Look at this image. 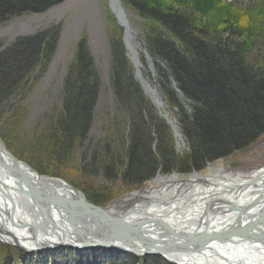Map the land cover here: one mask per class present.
<instances>
[{
    "label": "trees",
    "instance_id": "1",
    "mask_svg": "<svg viewBox=\"0 0 264 264\" xmlns=\"http://www.w3.org/2000/svg\"><path fill=\"white\" fill-rule=\"evenodd\" d=\"M57 1L0 0V18L14 12H45ZM123 1L132 4L140 16L149 21L145 37L147 48L162 63L161 66L158 64L162 93L167 103L177 108L179 127L189 150L181 158L177 157L166 121L162 116L161 121L155 119L154 109L144 104L139 84L134 83L131 74L125 73L127 66L116 57L114 88L117 102L128 109L131 119L128 142L123 133H119L116 149L119 153L115 155L111 149L112 140L107 139L103 149H97L92 157L95 164L96 155H103L98 161L102 163L100 167L86 165L85 171L97 174L98 170H102L112 177L116 175L118 164L123 167L124 158L128 161L121 174L124 180L141 184L160 170L170 173L174 170L203 169L206 162L246 148L250 141L264 132V73L262 69H255L246 56L254 32L252 24L247 25L246 22L242 25L241 18L234 12H219L223 4L218 1H211L210 4L206 0ZM205 5L211 7L204 8ZM181 7L190 11L186 13ZM212 8L216 16L211 14ZM208 17H212L214 22L210 24ZM57 35L54 29L49 28L46 34L29 37L26 39L25 55L24 51L6 50L0 59V70L2 76L5 72L10 73V79L5 81V85L0 83V88H12L20 83L27 70L32 73L35 63L42 58L47 61L55 50ZM23 44L20 42L18 46ZM22 58L23 61L20 60ZM70 68L64 83V95L61 96L62 116L54 119V140L47 147L48 156L58 160L70 155V149L79 144L75 138L82 139L90 130L100 83L99 74L84 53L81 52ZM15 70L22 71L21 77L12 75ZM52 254L46 253V257L55 262L57 256L61 260L72 257L79 260L83 256L70 250H57ZM145 257L132 258L130 264H138L139 260L145 262L148 258H157L160 264H169L159 256ZM96 258L102 260V264H108L123 262L125 256L101 251L96 253Z\"/></svg>",
    "mask_w": 264,
    "mask_h": 264
},
{
    "label": "rangeland",
    "instance_id": "2",
    "mask_svg": "<svg viewBox=\"0 0 264 264\" xmlns=\"http://www.w3.org/2000/svg\"><path fill=\"white\" fill-rule=\"evenodd\" d=\"M206 1L208 4L211 1H218L217 3H222L225 6H221L223 9L219 12L223 13L226 10L234 12L241 18L242 25L246 22L247 25L252 24L254 32L251 34L252 38L246 56L249 57L248 59L255 69H262L264 73V0ZM110 5V0H59L45 12H14L8 17L0 18V59L6 50L24 51V55L27 54L26 39L46 34L49 28L54 29L58 34L55 50L49 55L47 61L42 58L38 62L39 64L35 63L32 73L29 74V70H27V73L22 77V71L17 72L15 70L16 72L14 71L12 75L17 78L20 76L22 78L20 83L14 84L12 88L4 86V90L0 88V138L12 155L35 168L40 175L66 181L86 195L88 200L103 206H110L115 200L142 189L157 175L141 184L124 180L121 174L128 166V161L124 158L123 167L118 164V168L115 169L116 175L112 177L107 176L102 170H98L97 174L84 170L86 165L100 167L102 163L100 164L98 161L103 155H96L99 165L92 162V157H94L93 154L97 149H103L107 139L112 140L111 149L115 155H118L119 152L116 149L119 143L117 142L119 133H123L126 141L130 133L131 119L128 109L117 102V95H115L114 61L116 57L127 66L125 73L131 74L134 83L139 84L141 93L144 95V104L150 105L151 110L154 109L153 116L156 117L155 119L158 118L161 121L163 118L166 121L164 122L169 126L171 137L174 139L177 157L181 158L184 152L189 150L186 137L183 136V142H179L174 137L172 125L164 117L168 115L170 121L181 127L179 115L176 114L177 108L169 105L164 93H162L159 77L161 71L158 70L160 61L147 48L145 37L148 32L149 21L142 18L132 4H127L121 0V5L125 9L131 28L143 40L146 50L154 62L153 71L155 73L150 71L148 61L142 55V61L145 64L144 76L149 78V81L157 87L158 92L163 95L165 103L170 107L159 108L153 96L147 93L144 85L138 79V72L136 73V67L129 59L123 40L125 30L120 26ZM210 7L209 5L208 7L204 6V8ZM180 9L186 13L190 11L184 7ZM211 14L217 15L214 8H212ZM208 18L210 24L214 22L212 17ZM223 35L228 36L225 32ZM20 42L24 44L18 46ZM81 52L91 60V64L94 65L100 79L91 116V126L82 139L75 138V142H79V144L70 149V155L67 154L66 157L58 160L48 156L47 147L54 140L52 138L53 131L56 130L54 119L62 116L61 96L64 95V83L68 77L67 74ZM20 60L23 61L24 58ZM161 65L162 63H160ZM7 67L8 70L11 69L9 65ZM2 74L0 70V83L5 85V81L10 79V73L5 72L3 76ZM13 79L16 80L14 77ZM5 90L8 91L2 94ZM187 110L188 107L185 111ZM180 127V132L183 135ZM153 148L155 150V146ZM219 161L224 163L231 161L228 166L234 169L246 170L250 167L261 166L264 164V132L250 141L246 148L233 151L227 157H220L209 162L213 165ZM206 167H208L207 162L203 169L197 171H205ZM174 171L181 176L193 172V170L187 172ZM174 171L165 174L171 175ZM102 251L106 254L125 256L123 262H107L108 264H130L132 258H142L124 253ZM55 252H48V254ZM24 254L15 246L0 243V264H102V260L98 261L96 253L92 252H80L83 256L79 260L75 257L61 260L62 258L57 256L56 262L52 258L46 257V252L42 253V256L35 254L21 257ZM160 259L165 263L174 264L162 257ZM157 261V258H148L145 262L139 260L138 264H160V261Z\"/></svg>",
    "mask_w": 264,
    "mask_h": 264
},
{
    "label": "bare ground",
    "instance_id": "3",
    "mask_svg": "<svg viewBox=\"0 0 264 264\" xmlns=\"http://www.w3.org/2000/svg\"><path fill=\"white\" fill-rule=\"evenodd\" d=\"M110 3V8L113 9L120 26L125 30L123 40L129 59L134 63L136 73L138 72V79L143 83L147 93L153 96L155 103L159 104V108H162L165 100H162L156 86L144 76L145 64L142 61V55L145 56L147 50L144 48L143 41L139 40L137 34L131 32L130 26L126 25V18L121 14L120 9H116L115 0H111ZM147 61L148 68L152 71V61L149 59ZM178 138L180 141V137ZM230 162L219 161L208 165L205 171H196L185 176L158 174L142 189L112 202L106 208V212L122 219L125 224L156 219L168 225L175 235L184 237L198 234L196 232L198 230L208 235H227L231 231H242L263 211L261 208L264 207V188H262L264 164L244 170L229 167ZM17 163L26 171L29 181L39 194L56 195L67 199L70 203L64 201L62 205L65 207L71 203L80 206L85 199L87 201V197L81 191L66 181L42 176L35 168L21 160H17ZM255 180L260 183L252 185L251 181ZM24 186L19 178L9 175L0 167V187L5 188L9 194L8 203L4 201L5 198L0 201V209L5 208L8 210L7 213L15 218L13 219L17 222L15 227L20 228L18 223L22 221L21 229L44 230V237L20 235L14 231V227L9 232L10 225L7 227L6 223H0V230L1 228L7 230L0 231V241L12 244L17 242L26 249L34 251L45 248L51 243L70 241L67 239L68 236L76 237L75 229L66 221L67 211L59 212L56 208H47L45 204L38 203L37 200L26 195ZM260 195L263 198L256 202V206H252L255 203L254 198ZM234 205L244 207L245 211L232 210L231 207ZM80 207H83L85 212L90 211L86 209V206ZM88 207L91 206L88 205ZM43 209H50V214ZM204 219H206L205 222H203ZM140 230L133 234L135 242H132L130 246L134 245L133 247L140 250L144 247L152 250L164 249V256L174 264H264V224L260 221L255 223L251 231H243L241 236L221 241L211 238L199 239L198 242L188 246L179 245L178 242L182 240L176 239L177 236L169 232L153 230L150 226ZM89 236L95 239L94 241L106 240L99 239L92 233ZM47 237L50 240H47ZM115 237L116 241L112 244L118 243L119 247L123 245L124 248L133 250V247L127 248L120 243L131 239L129 234L120 231L116 232ZM169 244L173 248L168 249L166 245ZM70 251L76 250L70 249ZM101 251L90 248L80 249L79 252L100 253Z\"/></svg>",
    "mask_w": 264,
    "mask_h": 264
},
{
    "label": "water",
    "instance_id": "4",
    "mask_svg": "<svg viewBox=\"0 0 264 264\" xmlns=\"http://www.w3.org/2000/svg\"><path fill=\"white\" fill-rule=\"evenodd\" d=\"M111 1V0H110ZM115 7L116 9H120L121 14H123V16L126 18V25L131 28L130 22L126 16V12L125 9L122 7L121 5V0H115ZM117 19V18H116ZM131 32H133L134 34H137L136 31H134V29L131 28ZM139 40H142L139 38ZM143 41V40H142ZM145 47V43L142 42ZM145 57L146 59L152 61L150 54L148 52V50L145 52ZM152 72L155 73L154 70V62L152 61ZM142 83V82H141ZM143 84V83H142ZM157 88V87H156ZM162 100H164L163 95L160 93ZM164 106L170 107L168 104L164 103ZM159 107V104H156ZM162 112V111H161ZM160 112V113H161ZM166 118V120L168 121V123L170 125H172L173 127V131H174V137H176L179 141L180 137V141L179 142H183V136L180 132V129L178 126H176V124H174L172 121H170V118L168 117V115L164 116ZM176 126V127H175ZM17 158L12 155V153L10 151H8L6 145L3 143L2 139L0 138V167L6 171L9 175L12 174L13 176L19 178V181L24 183V187L26 190V195L29 196L30 198H34L35 200H37L38 203L40 204H45V206L48 207H53L56 208V210H58L59 212H64L67 211V222H69V226L72 225L71 227L75 229V236L76 237H72L70 238L69 236L67 237L68 240L65 241H61V242H56V244L51 243V245L46 246L45 248H39L38 250H28L25 247L21 246L19 243H8V242H4V241H0V243H4L6 245L9 246H15L17 248H19L20 250H22L26 256H30V255H35L38 254L37 256H40L42 253L44 252H52V251H57L58 250H63V251H68L70 249L72 250H76V251H80V249H90V248H94V249H101L104 251H109V252H116V253H121V254H129L132 256H136V257H142L144 258L145 256H163L165 259L166 257L164 256L165 254V250L164 249H149L147 247H144L143 250H140L137 247H133L134 245L130 246V244L132 242H135L133 239H135L133 237L134 233H138L137 231L140 229H144L148 226L152 227L153 230H162L164 233L169 232L170 234H172L173 236H177L174 234V232L172 231V229H170V227L164 223H160L158 222L156 219H150L147 221H143V222H137V223H123L122 219L120 220L119 218L114 217L113 215L108 214V212H106V208L108 206H103V205H97L94 202L88 200L87 201L85 199V202H83V204H80V206H86V209H90V211L85 212L80 206L75 205L73 203H71L69 206H64L62 205L64 201H67V199L65 200L64 198L60 197V196H46L43 194H39V192L36 190L35 186H33V184H31V182L28 179V176L26 175V171L20 167V165H18L17 163ZM19 162V161H18ZM210 164V162H208V165ZM20 167V168H19ZM197 170H193L192 173H196ZM162 173V171L160 170L158 174ZM177 174V172L174 171L173 174L174 175ZM59 179V178H58ZM61 180V179H60ZM261 182V179L259 180ZM257 180L255 181H251L252 185H258ZM259 182V183H260ZM1 188V187H0ZM75 188V187H74ZM264 188V185L263 187ZM2 193L0 194V201H6V203L9 202L8 199V192L5 188H1ZM79 190V189H78ZM80 191V190H79ZM86 196V195H85ZM260 195L258 198H254V204H252V206H256V202L260 201L263 196ZM68 203H70L69 201H67ZM91 206V207H88ZM1 206V205H0ZM264 206V205H263ZM42 208V207H41ZM232 210H242L245 211L244 207H239V206H232L231 207ZM263 211H261L258 216L256 218H258L257 220H253V223H250L249 225H246L242 231H231L229 234L227 235H222V234H204L201 233V230L196 231L198 234L195 235H189L188 237H184L181 235H178L176 237V239L182 240V242H178L179 245L181 246H188V245H192L196 242L199 241V239H203V240H209L210 238L213 240H224V239H231L232 237L235 236H241L243 231H251V229H253L255 223L257 221H260L261 223L264 224V207L261 208ZM45 210L48 214L50 209H43ZM8 210H6L5 208L2 207V209H0V223H6L7 227H9L10 225V231L11 232L13 230L12 227H14V231H16L18 234L20 235H27L28 237H34V236H39L40 238L44 237V230L40 231L38 229H30V228H26V229H21V224L22 221L18 223L20 228L15 227V224L17 223L13 216L11 217L10 214L7 213ZM239 211V212H240ZM258 213V212H257ZM92 217V218H91ZM18 219V218H17ZM209 219V218H207ZM206 219H204L203 222H205ZM80 228V229H78ZM78 229V230H77ZM1 230L3 231H7L3 228H1ZM0 230V231H1ZM9 230V229H8ZM123 232L124 234H129L131 239L127 240V241H122L120 242L121 244L123 243L127 248L128 247H133V250H130L129 248L126 249L122 246H117L118 243L116 244H112L113 242H115L116 240H114L115 234L116 232ZM141 231V230H140ZM95 234V236H97L99 239H106L105 241H102L104 243H102L101 241H94L95 239H91L90 238V234ZM132 235V236H131ZM46 237V236H45ZM47 240H50L47 237ZM120 240V239H119ZM132 240V241H131ZM97 242V243H96ZM174 245V244H173ZM168 246V249L173 248L172 245H166ZM132 251V252H131ZM168 259V258H167ZM166 259V260H167Z\"/></svg>",
    "mask_w": 264,
    "mask_h": 264
}]
</instances>
